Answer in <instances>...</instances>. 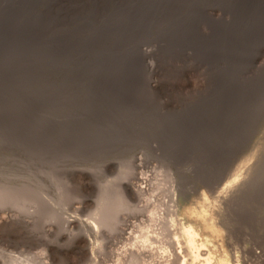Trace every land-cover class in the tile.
I'll use <instances>...</instances> for the list:
<instances>
[{"label":"rangeland","instance_id":"obj_1","mask_svg":"<svg viewBox=\"0 0 264 264\" xmlns=\"http://www.w3.org/2000/svg\"><path fill=\"white\" fill-rule=\"evenodd\" d=\"M134 159L156 221L108 264H169L152 237L204 200L264 251V0H0V264H92L79 225Z\"/></svg>","mask_w":264,"mask_h":264},{"label":"bare ground","instance_id":"obj_2","mask_svg":"<svg viewBox=\"0 0 264 264\" xmlns=\"http://www.w3.org/2000/svg\"><path fill=\"white\" fill-rule=\"evenodd\" d=\"M132 164H133L134 170L131 173L132 174L131 177L130 178L128 176L123 177L122 179H120L117 182V186H118L117 188L119 189V191L121 193V195H119V198H118V196L114 197L111 193L106 194V196L101 201L100 208L97 206L99 209L98 210L99 212L97 211L98 212L97 224L96 223L94 224V221H90L93 224L89 222V223H82L81 225H79V227H81L84 231H86V233L83 236V238L86 242V254H87L86 257L89 258V260L92 262V264H108L109 261L113 260V255L115 252L114 247L117 244L118 238L119 239L125 238V236L127 235L126 233L129 230V228H133V224L131 225L128 223L129 220H131V219L139 220L141 218H145L146 221H153V220L156 221L155 216L153 214H151L154 211H152L150 213L149 209L146 207L147 204H146V206H143V205H145L144 203H143V205L140 204L143 195L146 194L145 191L147 189H145V187L141 185L142 181L144 180L143 179L144 177L141 176L137 172V169H138V166H139V168H141V166H143L145 164L142 165L140 160H138V159H134ZM120 170H121V168H120ZM119 173H121V172H119ZM115 185H116V183H115ZM111 186H113V185H111ZM216 193H218V192H216ZM216 196H218V194ZM168 206L171 207L172 205H168ZM172 208H174V207H172ZM213 209H214L213 205H211L208 200H204L203 202L194 203V207L189 208L187 211V214L192 215V218H187L185 221H181L180 219H179V221L178 220L176 221L177 218H173V220L176 223H175V225L172 223V226L174 228H171V226H170L171 234H169L167 236V239H165V235H167L166 230H168L169 227L164 222V220H162V224L159 223V224H161V229L163 228V231L160 232L161 235L152 237V241L160 242L161 243L160 247L162 248V253H163V251L164 252L167 251L170 254V258H169L170 263L169 264H264V251H258L259 248H257L253 242H250L251 243L250 245H247L246 242L243 244L240 243V244H242L241 246L239 245V240L242 239V237H244L246 239V237L242 233L245 230L242 229L241 230L242 232H241L240 231L241 227L240 228L238 227L239 230H238V228L236 229V227H234L235 229H231L227 226L223 227L222 218L220 217V214L216 211V214L219 215V217H220L219 219H214V215L212 216V213H214ZM154 210H155V208H154ZM169 211H170V209H169ZM71 225L72 226H78V224H76L75 222H72ZM54 227L55 226H53L52 228H48L47 231L45 230L47 232V234L48 233L53 234ZM138 228H137V230H138ZM83 230H82V232H83ZM234 230H237L238 233H234ZM133 233H136V229H135V232H133ZM68 234L69 233H67V236H68ZM65 235L66 234L63 233V236L60 235L59 238L64 239ZM92 235H95V236L100 235L101 242L98 244V247H96L97 245L94 246L95 244L93 243V241L91 239ZM219 235L222 237V240L227 242L229 245H233V242L235 244H238L240 251L239 252L231 251V254L229 257L222 258L221 248H220L219 244H217V241H214ZM149 236H150V234H149ZM139 240L141 241V239H139ZM142 242H143V240H142ZM125 243H126V241H125ZM133 244H135V243H133ZM139 244H140V242H139ZM153 245H154V243H153ZM46 246H47V250L49 251V254H50L49 258L51 259V262H54L55 257H56L55 253L57 252L58 245L48 241L46 243ZM117 246H119V245H117ZM127 246H128V244H127ZM145 247L146 246H144V248ZM119 249H120V247H119ZM145 250H146V248H145ZM145 250H137V249L135 250L134 248H130L127 251V255L124 258L125 264H141L142 256L147 255V254H151V253H149L150 250L149 251H145ZM156 250H158V249H156ZM120 252H123V251H120ZM167 252L165 254H167ZM121 258H122V256H121ZM112 264H113V262H112Z\"/></svg>","mask_w":264,"mask_h":264}]
</instances>
